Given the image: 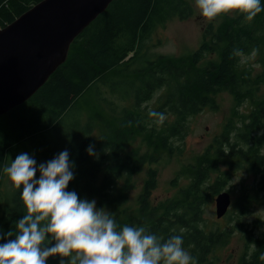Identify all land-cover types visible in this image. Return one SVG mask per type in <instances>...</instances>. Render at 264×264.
<instances>
[{
  "label": "trees",
  "instance_id": "16d2710c",
  "mask_svg": "<svg viewBox=\"0 0 264 264\" xmlns=\"http://www.w3.org/2000/svg\"><path fill=\"white\" fill-rule=\"evenodd\" d=\"M39 1L0 0V28ZM260 5L262 11L251 21L238 10L217 25L210 21L199 47L188 56L175 58L152 54L145 43L156 25L163 24L171 15L190 17L191 8L186 0H113L73 40L66 60L46 82L28 100L0 116V243L15 238V222L27 214L21 200L22 186L1 188L4 167L18 155L20 143H39L51 131L64 128L67 139L56 152L67 149L70 163L75 165L74 179L66 190L75 191L81 199L107 201L112 208L107 213L115 220L117 230L127 224L144 227L165 239L181 235L182 247L195 258L196 264L211 261L208 256L216 247L226 244L228 233L226 227L220 228L217 223L214 228L210 227L213 223L200 225L203 206L223 190L232 171L243 165L245 170L261 173L257 188L264 190V153H260L264 142V94L259 95L264 68L259 75L252 76L240 65V56L250 55L254 49L264 55V0H260ZM207 54L211 57L208 60ZM260 61L264 65V58ZM99 85H106L122 100L127 99L124 93L128 89L132 106L124 119L95 144L93 132L99 112L85 114L78 98L90 89L96 92L95 97L105 101L98 91ZM155 90H162L158 106L151 110L143 107L142 103ZM221 92L231 93L236 106L221 133L194 163L187 165V185L165 201L151 204L148 198L157 185V170L148 168L143 191L137 197V212L131 213L127 197L135 187L132 175L141 172L146 162L159 159V152L180 153L172 140L186 134L189 117L205 107L215 111V96ZM245 99L249 101V110L241 113L237 106ZM149 111L164 114L165 120L157 123L159 117L150 116ZM135 133L145 134L153 155L134 150L123 153L124 143ZM90 144L96 149L95 156L86 151ZM245 196L241 204L234 203L239 214L248 209L249 198ZM236 222V229L249 234L240 219ZM54 243L45 240L49 247ZM250 243L254 245L251 251ZM245 245L248 250L243 251L239 264H264V233L255 239L248 235ZM60 259L58 255L51 256L47 264H59Z\"/></svg>",
  "mask_w": 264,
  "mask_h": 264
},
{
  "label": "rangeland",
  "instance_id": "374dc122",
  "mask_svg": "<svg viewBox=\"0 0 264 264\" xmlns=\"http://www.w3.org/2000/svg\"><path fill=\"white\" fill-rule=\"evenodd\" d=\"M186 1L191 8L190 17L181 19L178 13H175L163 24L156 25L151 37L145 43L149 52L156 55H170L179 58L190 55L192 51L199 47L205 27L210 21L201 15L195 0ZM234 12L222 13L211 21L214 22V25H217L227 15H233ZM209 58L211 57L207 54L206 59L208 60ZM263 58L264 55L261 51L256 52L254 57L252 54L241 55L240 65L243 69L249 70L252 76L259 75L264 68L262 61H260ZM113 75L122 79L120 75ZM98 91L105 101L95 97L96 92L94 93L90 89L84 91L78 98V103L85 114L87 112H99L100 117L93 132L96 140L95 144L109 128L117 126L124 119L125 113L132 106V98H129L128 89L124 93V97L127 99L124 100L119 94L111 93L106 85H99ZM161 92L162 90H155L151 98L147 102L142 103V106H147L150 110L156 108L159 104L158 99L162 95ZM262 93L264 94V83L260 87L259 95ZM215 101L217 104L215 111L205 107L197 114L189 117L186 134L182 138L172 140L174 147L180 148V153L177 150L172 154L159 152L157 153L160 156L159 159H155L154 162H146L141 172L132 175V182L135 187L129 191L127 197V206L130 208L131 213L137 212V197L143 191L142 185L147 177L146 170L148 168L157 170V185L150 192V197L148 198L151 204L165 201V199L175 195L179 188L181 189L187 185L188 174L184 173L187 165L194 163L213 139L221 133L224 123L231 117V113L236 106L234 96L229 92L217 94ZM110 108L115 111L110 110ZM237 109L241 113L248 111V99L238 105ZM156 122L158 123V120ZM144 135L143 133H135L131 139L124 143L123 153L134 150L140 154L153 155L154 152L146 144ZM231 135H234V133L232 132ZM66 139L64 128L51 131L49 137L40 138L39 143L30 145H28L27 141L20 143L18 145V154L29 153L36 160L45 162L51 160L58 153L56 149L61 148L65 144ZM94 151L96 152V149ZM260 153H264V142L260 148ZM243 166L240 169H234L230 174V179L223 186V190H226L231 198V203L226 213L220 218L215 216V195L203 206L200 225L202 226L207 222L208 226H210L213 223L210 227L214 228L216 227L214 223H217L220 228L226 227L225 231L228 233L226 244L216 247L213 253L208 256V260L211 261H206V264H239L243 251L248 250L245 245L247 236L251 235L255 239L264 233V190L261 191L257 188L261 173L245 170L246 165ZM38 177L39 172L36 174V178ZM173 180L174 184H171ZM122 182V178L118 180L119 185ZM1 188L6 190L16 187L4 174ZM245 195L249 198L248 209L243 214H239L234 206L237 203L241 204L246 197ZM96 205L97 208L102 207L106 212L112 211L107 201H96ZM238 219L249 231V234L235 228L237 227L236 221ZM253 247V243H250L249 251ZM248 257L250 256L248 255Z\"/></svg>",
  "mask_w": 264,
  "mask_h": 264
},
{
  "label": "clouds",
  "instance_id": "9594fccd",
  "mask_svg": "<svg viewBox=\"0 0 264 264\" xmlns=\"http://www.w3.org/2000/svg\"><path fill=\"white\" fill-rule=\"evenodd\" d=\"M195 2L209 21L235 10L251 21L262 11L260 0ZM149 115L158 116V123L165 120L162 113L149 111ZM86 151L96 155L92 144ZM74 167L67 149L39 164L29 153H20L4 167L13 185L22 186L27 214L15 222V238L0 243V264H47L49 257L57 255L59 264H196L182 247L181 235L165 239L127 224L117 230L115 220L97 208L95 199H81L75 191L66 190L74 179ZM46 238L55 243L49 247Z\"/></svg>",
  "mask_w": 264,
  "mask_h": 264
},
{
  "label": "water",
  "instance_id": "95a60500",
  "mask_svg": "<svg viewBox=\"0 0 264 264\" xmlns=\"http://www.w3.org/2000/svg\"><path fill=\"white\" fill-rule=\"evenodd\" d=\"M113 0H40L0 28V116L28 100L67 58L70 44ZM215 216L231 198L216 194Z\"/></svg>",
  "mask_w": 264,
  "mask_h": 264
}]
</instances>
